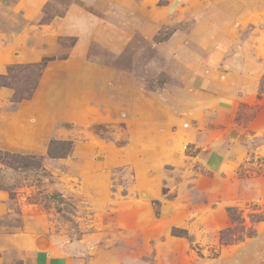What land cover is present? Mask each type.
I'll return each instance as SVG.
<instances>
[{
  "label": "rangeland",
  "instance_id": "374dc122",
  "mask_svg": "<svg viewBox=\"0 0 264 264\" xmlns=\"http://www.w3.org/2000/svg\"><path fill=\"white\" fill-rule=\"evenodd\" d=\"M210 66L217 120L144 117ZM1 192L71 264H264V0H0Z\"/></svg>",
  "mask_w": 264,
  "mask_h": 264
},
{
  "label": "crops",
  "instance_id": "0c3cea01",
  "mask_svg": "<svg viewBox=\"0 0 264 264\" xmlns=\"http://www.w3.org/2000/svg\"><path fill=\"white\" fill-rule=\"evenodd\" d=\"M41 0H33V2H40ZM202 73V77L197 76L195 83L183 80V82L167 87L165 93L172 101L166 102L164 106L159 107L158 114H155L152 107L144 112V117H150L152 121L157 116L171 114L170 108L175 106L180 113L185 112L187 109L189 112L201 122L217 120L223 107L229 104V99L224 98V88H226L228 81L226 82L225 77L214 78L215 67L210 66L209 69L206 67L199 71ZM226 74V72H224ZM214 76V77H213ZM224 79V81H223ZM200 85V87H199ZM138 107L140 111L141 106ZM148 112V113H146ZM78 114V113H77ZM82 113L78 114L81 115ZM169 120L170 116H166ZM165 118V120L167 119ZM186 131V130H184ZM180 129L177 133V141L180 138H186L185 133ZM207 129L204 128L199 134L200 137H207L212 132L206 133ZM238 138V137H237ZM227 140V139H226ZM234 140H237L234 138ZM226 141L220 139H213L210 142L211 154L213 153H224L221 154V160L217 168H224V164L233 165L242 155L241 150L237 148V152L231 154L229 157L226 150L223 149V144ZM234 144V143H233ZM213 147H216L213 148ZM210 154V156H212ZM227 157V158H226ZM4 193H0V212L6 207ZM0 234V264H71V258L68 256L70 244H58L59 235L53 232L40 231L38 233H32L30 231V225L25 224L21 227L18 232L8 233L7 231Z\"/></svg>",
  "mask_w": 264,
  "mask_h": 264
},
{
  "label": "trees",
  "instance_id": "16d2710c",
  "mask_svg": "<svg viewBox=\"0 0 264 264\" xmlns=\"http://www.w3.org/2000/svg\"><path fill=\"white\" fill-rule=\"evenodd\" d=\"M44 65H45V63H44ZM12 156H14L13 154H12ZM15 161V160H14ZM12 162H10L9 161V164H11ZM24 164H27L26 162L24 163ZM230 211V210H229ZM231 213V212H230ZM231 215H232V213H231ZM260 219V218H259ZM233 220H235V218H233ZM223 235H224V233H223Z\"/></svg>",
  "mask_w": 264,
  "mask_h": 264
}]
</instances>
